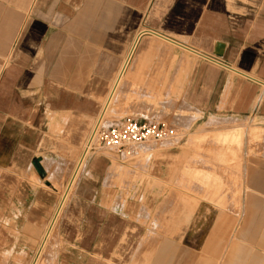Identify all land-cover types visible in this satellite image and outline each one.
Instances as JSON below:
<instances>
[{
    "label": "crops",
    "instance_id": "crops-1",
    "mask_svg": "<svg viewBox=\"0 0 264 264\" xmlns=\"http://www.w3.org/2000/svg\"><path fill=\"white\" fill-rule=\"evenodd\" d=\"M150 2L0 0V264L32 259L59 198L55 171H71L134 43L117 92L152 85V62H131L137 48L151 53L148 35L175 42L177 60L159 64L156 106L121 99L113 123L159 120L190 133L212 118L250 117L264 140V0H183L197 7L186 15ZM185 145L160 144L130 166L119 153L92 157L57 264H264V155L245 166L241 209L221 208L181 182Z\"/></svg>",
    "mask_w": 264,
    "mask_h": 264
},
{
    "label": "rangeland",
    "instance_id": "rangeland-1",
    "mask_svg": "<svg viewBox=\"0 0 264 264\" xmlns=\"http://www.w3.org/2000/svg\"><path fill=\"white\" fill-rule=\"evenodd\" d=\"M139 1L141 0H137V3ZM181 1L183 0H163L162 2H159V0H151L149 10L153 9V12L158 13L163 9L162 12H164L165 15H169L171 13L186 15L197 12L196 6L191 4H189L191 6H182L178 4V2ZM148 36L149 37H146L148 39L146 40L145 45L147 50L151 51V53L143 56L139 55V52L137 53V48L134 53L135 55L131 59V62H152V66L155 67V69L151 71L152 85H132L130 86V88H132V93L129 95L124 94L123 97L122 95L120 96V93L118 91L115 97L109 103L107 110L103 113L104 115H102V124H115L112 122V117L115 109L111 108V106L112 104L117 105L119 103V100L121 99L124 100L125 98V104L129 99H136L137 102L139 100H142V102L145 101L146 103L152 102L153 106H156L157 102L160 100V87L157 85L159 81V77L157 76V73L159 71L158 67L161 61L174 62L175 60H177V48L174 44H171V42L161 41L154 35ZM99 114L100 113H98V115ZM97 117L95 118L93 124L95 123ZM212 120L214 122V125L210 126L209 129H207V131L205 132H201L205 122H200L198 125L192 128V132L190 133H186V131L181 127L172 126L178 131L177 136L163 141H148L142 143L138 146V152L135 153V155L128 156L124 154L123 158H126V160L129 161H127L128 165H132L133 161L139 159L143 160L142 157L149 149H153V147H157L160 144H166V142H179L182 139L183 142H186L185 146L191 147V152L188 155H185L184 158L187 159V161H185L183 167H181L182 165L180 164L181 166L179 168V178L181 182H185V189H188L192 186L194 189L203 192V198L205 200H209L221 208H227V206L230 205V207L233 209H241L242 180L243 173L245 172V166L250 161L251 156L255 153L264 155V140L262 136V129L257 126L256 120L250 117L245 119L219 117L212 118ZM233 132L238 134L240 138L239 141H233L229 139L230 134H232ZM246 133L248 134L246 135ZM225 135H227V137H224ZM83 144L84 141L78 148V156L76 155L75 158L71 160V162L74 161L71 167V171L70 165H67L64 168L65 171L61 172V174L57 171L59 167H57L55 171L56 178L60 177L59 181L53 182V186L55 187L56 193L59 197L56 202L57 206L56 209H53L52 214L46 222L44 230L41 233L40 242L38 243L35 249V253L33 254V257L28 262V264H57V259L59 257L58 250H60L58 242H60V240L63 238L65 229H67V227H65V217L66 213L69 210L68 205L70 204L69 202H71V198L75 196V189L77 188V185L87 167H85L84 170L81 171L77 185L68 194L63 204H61V209H57V207L59 206V203H61V194H63L64 190L63 184L65 183V180H67L66 178L68 175V171H70V173L72 172L74 165L82 151ZM98 154L116 159V152L114 151L104 150L97 153V155ZM94 156H96V154H94ZM141 165L142 166H137L136 169L143 168V164ZM221 170H225V172L228 174L227 176L229 178V181L227 180L225 182V185L223 183H220V178L217 176L218 173L221 172ZM173 171H175L177 175V169H173ZM174 179L175 174L173 175V181ZM173 181L172 183L175 186L176 184ZM208 193L212 196H209ZM48 230L50 232L47 236L46 233L48 232ZM55 244L56 246H54Z\"/></svg>",
    "mask_w": 264,
    "mask_h": 264
},
{
    "label": "built area",
    "instance_id": "built-area-1",
    "mask_svg": "<svg viewBox=\"0 0 264 264\" xmlns=\"http://www.w3.org/2000/svg\"><path fill=\"white\" fill-rule=\"evenodd\" d=\"M99 118L101 116L97 117L89 131L74 168L63 185V194L68 195L75 188L81 171L84 170L94 154L111 150L119 154L132 156L138 152L137 148L142 143L163 141L178 134L174 127L163 121L138 122L132 118H125L118 123L104 125ZM63 194H61V198ZM61 204L59 203L57 209H61Z\"/></svg>",
    "mask_w": 264,
    "mask_h": 264
},
{
    "label": "bare ground",
    "instance_id": "bare-ground-1",
    "mask_svg": "<svg viewBox=\"0 0 264 264\" xmlns=\"http://www.w3.org/2000/svg\"><path fill=\"white\" fill-rule=\"evenodd\" d=\"M143 31H146V30H143ZM148 32H149V30H148ZM143 33V32H142ZM154 34V33H153ZM139 35H140V33H139ZM139 35H137V37H136V40H137V38L139 37ZM155 36H156V34H154ZM136 42V41H135ZM172 42V41H171ZM154 43V42H153ZM175 43V42H174ZM173 42H172V44H174ZM144 44V41L142 42V44L141 45H143ZM176 44V43H175ZM134 45H135V43L132 45V47H131V49H130V52H129V54L127 55V57L125 58V60H124V63H123V66H122V68H124L125 66H126V64H127V62H128V58L132 55V53H133V51H134ZM156 45V44H155ZM165 45H167V44H165ZM190 51V50H189ZM192 51V50H191ZM190 51V52H191ZM197 53V52H196ZM121 68V70H120V74H119V76H118V78H117V80H116V82L114 83V85H113V88L111 89V93L109 94V100H110V102H111V100H112V98H113V96L116 94V92H117V90H118V88H119V84L121 83L120 81H121V79H122V69ZM238 72V71H237ZM250 79H253V78H250ZM261 84V83H260ZM109 102V103H110ZM109 105V104H108ZM108 105L107 106H105L104 107V109H103V111H102V113H101V118H99L100 120H101V122H102V119H103V116L102 115H104L103 113L107 110V107H108ZM215 120V119H214ZM214 125V122H213V120L212 119H210L208 122H207V124L205 125L206 127H210V126H213ZM235 128V127H234ZM233 128V129H234ZM236 129V128H235ZM205 131H207V129H203L202 130V132H205ZM248 133H246V135H247ZM224 137H227V135H225ZM245 137H247V136H245ZM222 139V138H221ZM229 139H231V140H235V141H239V136H238V134L237 133H235V132H233L232 134H230V137H229ZM229 142V141H228ZM234 144V143H233ZM225 145H226V143H225ZM237 147V146H236ZM224 148V147H223ZM237 149V148H236ZM235 149V150H236ZM224 150V149H223ZM111 151V150H110ZM97 155V154H96ZM99 155V154H98ZM122 155H124V154H122ZM78 156V155H77ZM76 160V159H75ZM130 166V165H129ZM242 180V179H241ZM167 187V186H166ZM173 192V191H172ZM68 196L66 193L65 194H63V196H62V198H61V203L63 204V202H64V200L66 199V197ZM173 198V197H172ZM174 199V198H173ZM181 199V198H180ZM175 202H176V200H175ZM159 207V206H158ZM114 209V208H113ZM59 212V211H58ZM160 219V218H159ZM174 219H172V221H173ZM54 223V222H53ZM164 223H165V221H164ZM173 223V222H172ZM53 225V224H52ZM55 226V225H54ZM167 226H168V224H167ZM51 229V228H50ZM50 231L48 230V232L46 233L47 234V236H48V233H49ZM144 240V239H143ZM143 244V243H142ZM141 244V245H142ZM144 250H142V252H143ZM193 252V251H192ZM194 253H195V251H194ZM138 254V253H137ZM140 255V254H139ZM139 257V256H138ZM141 257V256H140ZM137 258V257H136ZM142 259V258H141ZM140 258H139V260H141ZM137 260V259H136ZM135 260V261H136ZM134 261V262H135ZM162 261H164V260H162ZM140 262V261H139ZM136 263V262H135ZM155 263L156 264H160V260L158 261V260H156L155 261ZM142 264H144V261H142ZM164 264V263H163ZM167 264V263H166Z\"/></svg>",
    "mask_w": 264,
    "mask_h": 264
},
{
    "label": "water",
    "instance_id": "water-1",
    "mask_svg": "<svg viewBox=\"0 0 264 264\" xmlns=\"http://www.w3.org/2000/svg\"><path fill=\"white\" fill-rule=\"evenodd\" d=\"M35 166H36V168L38 169V171L41 173V170L39 169L37 163H35Z\"/></svg>",
    "mask_w": 264,
    "mask_h": 264
}]
</instances>
